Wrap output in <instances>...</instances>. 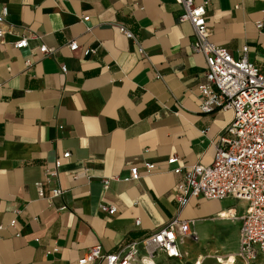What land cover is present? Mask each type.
Listing matches in <instances>:
<instances>
[{
	"label": "crops",
	"instance_id": "1",
	"mask_svg": "<svg viewBox=\"0 0 264 264\" xmlns=\"http://www.w3.org/2000/svg\"><path fill=\"white\" fill-rule=\"evenodd\" d=\"M207 1L210 40L234 58L247 46L248 60L264 71V0ZM2 6L15 28L0 44V264H76L96 244L117 251L168 222L179 177L171 171L177 164L166 160L177 156L185 168L209 163L213 141L232 118L231 111L198 108L205 61L190 48V23L177 21L181 6L173 0H0ZM20 37L27 47L14 48ZM72 39L78 51L67 48ZM43 44L58 50L41 58ZM87 48L96 51L85 57ZM65 151L70 156L61 159L58 176L65 193L51 198L53 184L42 173ZM144 162L155 168L146 173ZM134 166L137 181L103 187L104 179H123ZM225 200L241 204L233 213L241 217L246 202L226 198L205 200L216 207L207 212L200 211L203 199H193L181 218L213 221L232 213ZM192 227L201 241L217 229ZM238 238L239 232L237 244ZM54 246L58 252L47 253Z\"/></svg>",
	"mask_w": 264,
	"mask_h": 264
},
{
	"label": "built area",
	"instance_id": "2",
	"mask_svg": "<svg viewBox=\"0 0 264 264\" xmlns=\"http://www.w3.org/2000/svg\"><path fill=\"white\" fill-rule=\"evenodd\" d=\"M181 6L182 12L178 22H188L193 29L190 43L192 52L204 57V81L199 83L198 108L202 112L231 111V120L218 132L212 145L214 153L209 163L197 162L188 168L179 165V157L171 156L166 160L168 166L176 165L171 171L179 179L174 188L176 202L175 215L162 226L155 229L139 241H130L117 251L104 252L99 244L90 247L76 261V264H87L97 261L98 264H162L163 260L182 262L186 254L181 249L186 241L196 239L191 228L195 220H184L181 213L191 200H222L233 198L246 202V208L239 219L240 230L237 248L227 264H264V71L247 58L248 47L244 46L237 58L232 57L227 48L210 40L211 28L206 23V6L208 1L195 3L194 0H173ZM7 7L0 10V44L4 37L15 28L6 21ZM87 22L89 16H83ZM260 29L262 23L256 24ZM119 31L138 45L133 34L123 25ZM28 39L20 37L12 43L17 49L27 47ZM71 52L80 49L77 39L66 43ZM40 57L53 55L57 48L39 46ZM95 49L87 48L82 54L87 57L95 53ZM139 54H144L137 46ZM25 65H32L30 60ZM65 75L66 68L61 66ZM69 151L56 157L52 168H44L42 178L53 184L50 197H60L65 190L58 183L61 159L69 158ZM145 172H151L153 163L144 162ZM141 177L138 167H131L129 175L123 179L112 176L103 180L107 188L111 180L137 181ZM41 181L35 183L39 196L43 195ZM63 206L61 209H65ZM102 210L110 215L116 208L110 204H102ZM230 214V213H228ZM222 215L221 213L219 214ZM224 218V217H220ZM15 220L10 221L14 226ZM139 224V219L135 220ZM58 247L47 250V253L58 252ZM199 259L191 264H202ZM223 264V262H217Z\"/></svg>",
	"mask_w": 264,
	"mask_h": 264
},
{
	"label": "rangeland",
	"instance_id": "3",
	"mask_svg": "<svg viewBox=\"0 0 264 264\" xmlns=\"http://www.w3.org/2000/svg\"><path fill=\"white\" fill-rule=\"evenodd\" d=\"M203 200L200 204V211L207 212L211 208L215 207L214 203L208 204V202H204ZM224 207H228V209H232V213H226L224 218H215L211 221L209 218L204 217L205 219L197 220L194 224L196 230H211L212 228L217 227L216 232L211 235V237L206 241H201L198 239L196 235V239L190 241V243H186L183 246V251L186 254L182 258V262H174L173 261H163L162 264H191L194 260L199 259L202 264H217V259L221 260L227 264L226 260L229 259V256H232L235 252L237 245V235L240 228V223L237 219L232 218V214L241 207L240 203H235L233 201H226L224 203ZM216 208V207H215ZM195 214H199L198 210H196ZM202 214V213H201ZM216 225V226H215ZM191 230L194 232L193 227ZM219 261V262H221Z\"/></svg>",
	"mask_w": 264,
	"mask_h": 264
},
{
	"label": "bare ground",
	"instance_id": "4",
	"mask_svg": "<svg viewBox=\"0 0 264 264\" xmlns=\"http://www.w3.org/2000/svg\"><path fill=\"white\" fill-rule=\"evenodd\" d=\"M226 213H230V211H229V210H227V211H223V212H222V215L219 216V217H224V216H226ZM230 258L232 259V256H229V259H230ZM219 261H220V259H219V260L217 259V262H219Z\"/></svg>",
	"mask_w": 264,
	"mask_h": 264
}]
</instances>
